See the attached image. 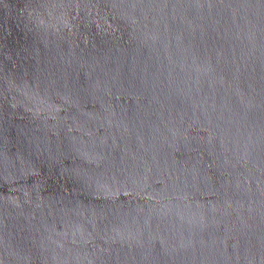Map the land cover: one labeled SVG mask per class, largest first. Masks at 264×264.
<instances>
[{
	"label": "water",
	"instance_id": "obj_1",
	"mask_svg": "<svg viewBox=\"0 0 264 264\" xmlns=\"http://www.w3.org/2000/svg\"><path fill=\"white\" fill-rule=\"evenodd\" d=\"M0 264H264V0H0Z\"/></svg>",
	"mask_w": 264,
	"mask_h": 264
}]
</instances>
